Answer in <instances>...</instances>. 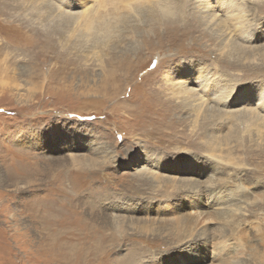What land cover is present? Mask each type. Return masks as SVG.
Returning <instances> with one entry per match:
<instances>
[{"label":"rangeland","instance_id":"374dc122","mask_svg":"<svg viewBox=\"0 0 264 264\" xmlns=\"http://www.w3.org/2000/svg\"><path fill=\"white\" fill-rule=\"evenodd\" d=\"M208 1L0 0V264H218L213 237L264 238V114L247 106L264 0L236 3L246 45ZM229 207L250 220L235 236Z\"/></svg>","mask_w":264,"mask_h":264},{"label":"bare ground","instance_id":"6f19581e","mask_svg":"<svg viewBox=\"0 0 264 264\" xmlns=\"http://www.w3.org/2000/svg\"><path fill=\"white\" fill-rule=\"evenodd\" d=\"M30 1H33V0H30ZM137 1H139L136 5H134L135 7H132L133 8V11H135L136 10V8H137V6L140 8L141 7V5H140V0H137ZM237 1L238 0H209L207 3H209V6H211L212 4V6L210 7L211 9H210V11H209V13L211 14V16H210V18L211 17H213V19L214 18H218L219 16H222V17H224L227 21H229L230 22V27L232 28V31H234V32H236L237 34H238V39L240 40V41H242V43H244L245 41H251V42H254V41H256V38H249V37H247V35H246V33H247V31L249 30L248 28H247V24H246V22L245 23H243L242 24V22H241V18L239 17L238 18V16H236L234 13H236V12H238L237 10H236V8H237V6L238 5H236V3H237ZM79 2H80V0H79ZM58 3V2H57ZM56 3V4H57ZM67 3V2H66ZM69 3V2H68ZM84 5V4H83ZM115 6H116V8H118V6H117V4H114ZM208 5V4H207ZM206 7V6H205ZM238 8H240V6L238 7ZM130 9H131V7H130ZM245 9V8H244ZM239 10V9H238ZM111 11V10H110ZM166 12L165 13H169L168 12V9H166L165 10ZM240 11V10H239ZM64 12V11H63ZM93 12H94V10H93ZM112 12V11H111ZM90 13V12H89ZM103 13H105V12H103ZM96 14V13H95ZM219 14H222V15H219ZM241 14V13H240ZM239 14V15H240ZM87 16H88V14H86ZM90 15H91V13H90ZM97 15V14H96ZM93 16V17H90V18H86L87 20L86 21H84V22H82V19L80 20V27L82 28V29H85L86 31H89V30H91L92 28H93V26H94V24H95V22L97 21V16ZM105 15V14H104ZM104 15H101L100 17L102 18V17H105ZM108 15V14H107ZM246 15V14H245ZM62 16V15H61ZM69 16V15H68ZM81 16V15H80ZM86 17V16H85ZM109 17V16H108ZM111 17V16H110ZM72 18H73V16H72ZM245 18V17H244ZM243 19V18H242ZM222 20V19H221ZM211 21H213V20H211ZM224 21V20H223ZM249 21V20H248ZM79 22V21H78ZM233 22H235V24H233ZM105 23V22H104ZM223 23V22H222ZM225 23V22H224ZM221 24V23H220ZM105 25V24H104ZM109 25V24H108ZM216 25H218V24H216ZM219 26V25H218ZM224 27V26H223ZM226 27V26H225ZM221 28V27H220ZM222 31V30H221ZM251 33V32H250ZM249 34V33H248ZM245 35H246V37L248 38H246L245 37ZM253 37V36H252ZM237 40V39H236ZM235 42V41H234ZM245 45H246V43H244ZM243 44V45H244ZM248 44V43H247ZM239 47H245V46H241V45H238ZM250 46V45H249ZM263 49H264V47H263ZM242 50V49H241ZM254 51H255V49H254ZM245 53V52H244ZM199 70V69H198ZM200 71H198V73H199ZM186 73L187 74H189V77L190 78H192L193 76H194V74H196V72L193 70V69H191V68H189L188 70H186ZM202 73V72H201ZM217 73V72H216ZM215 73V74H216ZM190 74H191V76H190ZM211 75H212V72L210 73ZM211 75H209L208 77H209V79H210V77H211ZM213 76V75H212ZM219 76V75H218ZM196 77V76H195ZM199 77V76H198ZM207 77V76H206ZM212 78V77H211ZM215 78V77H214ZM220 78L222 79L223 77H221L220 76ZM208 79V78H207ZM226 79V78H225ZM184 80V79H183ZM217 80V79H216ZM109 81V80H108ZM126 81H131L130 80V78L129 79H126ZM205 81H206V79H205ZM111 82V81H110ZM183 82V81H182ZM207 83H205V85L203 84V86H205V88H203V90L201 91V92H204V94H202V95H200L199 93L197 94V95H195V96H193V95H191V97L190 98H193V102H195L196 103V105L197 106H204V104L207 102V103H211L212 101H210L209 100V98H205V97H209V96H207L206 94H211V89H213V90H216V87H215V84L214 85H211V83L212 82H210L209 80H207L206 81ZM227 82H229V81H227ZM196 83V82H195ZM218 83V82H217ZM226 83V82H225ZM196 84H198V83H196ZM201 84H202V82H201ZM199 85V84H198ZM226 85V84H225ZM224 87V86H223ZM226 87V86H225ZM228 87V86H227ZM226 87V88H227ZM108 88H109V86L108 85H104L102 88H100V91L102 92V93H104L103 95H109L111 92L110 91H108ZM201 88V87H200ZM134 89V88H133ZM202 89V88H201ZM200 89V90H201ZM225 89V88H224ZM226 90V89H225ZM227 90H229V89H227ZM116 91L117 90H115L114 91V95L116 94ZM219 91V90H218ZM118 93V92H117ZM220 93H222V92H220ZM217 94V97H214V100H216L215 102H216V104L218 103V105L220 106V105H223L224 103H223V99H225V94L223 95V94ZM225 93V92H224ZM208 94V95H209ZM229 94V93H228ZM111 95V94H110ZM204 95V96H203ZM212 95V94H211ZM113 96V95H112ZM213 96V95H212ZM211 96V97H212ZM228 97H229V95H228ZM213 98V97H212ZM252 98V100H254V102L253 103H250L249 102V104H247V106L249 105H252L251 107L253 108V109H255V111H256V113H258V114H260V113H263L264 114V90L263 91H261L260 93H257L256 95H253V97H251ZM191 100V99H190ZM208 100H209V102H208ZM213 100V99H212ZM238 100H242L241 102L240 101H238ZM238 100H236V102H235V105H239V104H242V103H244L245 101H246V97H245V95L244 94H242L240 97H239V99ZM214 104V103H213ZM215 105V104H214ZM217 105V106H218ZM237 107V106H236ZM202 109H203V107H201ZM205 108V107H204ZM215 108V107H214ZM251 108V111L253 112V109ZM225 109V108H224ZM206 111H208L207 109H206ZM225 111H227V110H224V112ZM231 111V110H230ZM259 111H260V113H259ZM203 112V111H202ZM208 112H211V111H208ZM234 113V112H233ZM239 113H240V111H239ZM249 113H251V112H249ZM208 114V113H207ZM246 114H248V112L246 113ZM205 115H206V113H205ZM210 115V114H209ZM211 116H213V115H211ZM250 117H251V115H250ZM254 116L252 115V118H253ZM262 118V117H261ZM234 119V118H233ZM248 121V120H247ZM249 122V121H248ZM251 122H253V119H252V121ZM250 123V122H249ZM240 128H241V126H240ZM246 129V128H245ZM236 130V129H235ZM237 130H239V129H237ZM236 130V131H237ZM240 133V132H239ZM217 197H219L220 198V195H218ZM220 200V199H219ZM228 200V199H227ZM224 202H225V200H224ZM226 204V203H225ZM231 204V203H230ZM234 206V205H233ZM162 209L164 208V207H161ZM53 209V208H52ZM162 209H160L159 208V206H158V208H156L155 207V212L157 213V212H159L160 210H162ZM240 211H241V208H239V207H229V208H226V209H217L215 212V214L217 215V216H220L221 218H222V221L223 222H226V224L229 226V232H231L233 235L237 232V229H238V227L240 226L239 224L240 223H245V222H247V221H250L249 219H247V220H244V219H241V220H236V219H234L235 218V216H236V214L238 213H240ZM247 212H248V210H247ZM44 213V212H43ZM43 216V215H42ZM41 217V216H40ZM44 217H45V215H44ZM249 217H252L251 215H249ZM43 218V217H42ZM41 218V219H42ZM251 219V218H250ZM41 221V220H40ZM55 225V224H54ZM237 227V228H236ZM183 231V234H182V236H184L185 238L184 239H187V237L189 236V234H188V231H185V230H182ZM258 232H260V230L258 231ZM238 234V233H237ZM237 234H235V235H237ZM204 235H206V234H204ZM234 235V236H235ZM260 234L259 233H257L256 234V236H249L248 235V237H246V235H243V234H239V237H236V238H232V239H229V238H226V237H224V238H221L220 237V239H218V238H215V237H213V239H215L216 240V245H218V248L216 249L217 250V252H216V257L214 256L213 257V259H219L218 261L220 262V263H218V264H264V245L262 246V243L264 242V238L263 237H261V235L259 236ZM200 237H198V239H200L201 237H205V236H201V235H199ZM67 237V236H66ZM196 237V236H195ZM195 237H193L192 239L194 240V238ZM207 237H205V239H206ZM246 239V240H243L242 241V239ZM66 239V238H65ZM69 239V238H68ZM201 239H204V238H201ZM253 239H257L258 240V243L256 244V245H252V240ZM191 240V239H190ZM189 240V241H190ZM61 241V240H60ZM196 241V240H195ZM211 242H213V241H211ZM60 248V247H59ZM54 250H55V248H54ZM246 257L245 259H241L240 257ZM233 260H235V261H233Z\"/></svg>","mask_w":264,"mask_h":264}]
</instances>
